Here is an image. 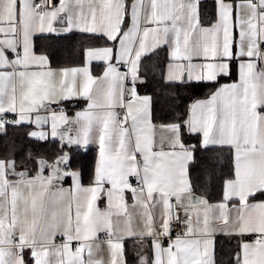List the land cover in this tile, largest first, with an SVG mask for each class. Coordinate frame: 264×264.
<instances>
[{
    "label": "snow or ice",
    "instance_id": "6c2138e0",
    "mask_svg": "<svg viewBox=\"0 0 264 264\" xmlns=\"http://www.w3.org/2000/svg\"><path fill=\"white\" fill-rule=\"evenodd\" d=\"M0 264H264V0H0Z\"/></svg>",
    "mask_w": 264,
    "mask_h": 264
},
{
    "label": "crops",
    "instance_id": "0c3cea01",
    "mask_svg": "<svg viewBox=\"0 0 264 264\" xmlns=\"http://www.w3.org/2000/svg\"><path fill=\"white\" fill-rule=\"evenodd\" d=\"M65 187H70V181L64 184Z\"/></svg>",
    "mask_w": 264,
    "mask_h": 264
},
{
    "label": "trees",
    "instance_id": "16d2710c",
    "mask_svg": "<svg viewBox=\"0 0 264 264\" xmlns=\"http://www.w3.org/2000/svg\"><path fill=\"white\" fill-rule=\"evenodd\" d=\"M203 95V93H201V96ZM69 181H66L65 183H68Z\"/></svg>",
    "mask_w": 264,
    "mask_h": 264
}]
</instances>
